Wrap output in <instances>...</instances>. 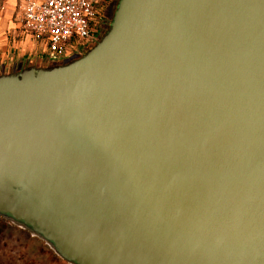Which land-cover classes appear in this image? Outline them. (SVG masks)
Segmentation results:
<instances>
[{
	"label": "water",
	"instance_id": "water-1",
	"mask_svg": "<svg viewBox=\"0 0 264 264\" xmlns=\"http://www.w3.org/2000/svg\"><path fill=\"white\" fill-rule=\"evenodd\" d=\"M0 215L70 264H264V0H119L1 74Z\"/></svg>",
	"mask_w": 264,
	"mask_h": 264
},
{
	"label": "built area",
	"instance_id": "built-area-1",
	"mask_svg": "<svg viewBox=\"0 0 264 264\" xmlns=\"http://www.w3.org/2000/svg\"><path fill=\"white\" fill-rule=\"evenodd\" d=\"M113 1L18 0V27L32 41L43 44L52 61L73 59L95 45L99 14Z\"/></svg>",
	"mask_w": 264,
	"mask_h": 264
},
{
	"label": "rangeland",
	"instance_id": "rangeland-1",
	"mask_svg": "<svg viewBox=\"0 0 264 264\" xmlns=\"http://www.w3.org/2000/svg\"><path fill=\"white\" fill-rule=\"evenodd\" d=\"M18 4L13 0H0V27L3 28L17 25L18 22ZM108 31V30H107ZM106 31V32H107ZM105 32V33H106ZM104 33V34H105ZM103 34V35H104ZM102 35V36H103ZM101 36V37H102ZM100 37V39H101ZM99 39V40H100ZM98 40V41H99ZM46 53V48H45ZM46 59L52 61L51 56L47 53L44 56ZM47 65L36 66L33 62H27L21 68L11 70L6 73H13L18 70L28 68L31 66L47 68L56 66ZM0 74V75H1ZM0 264H66L60 259L54 258L52 252L47 246L35 236L22 232L18 228H4L0 224Z\"/></svg>",
	"mask_w": 264,
	"mask_h": 264
},
{
	"label": "crops",
	"instance_id": "crops-1",
	"mask_svg": "<svg viewBox=\"0 0 264 264\" xmlns=\"http://www.w3.org/2000/svg\"><path fill=\"white\" fill-rule=\"evenodd\" d=\"M15 2L18 4V0ZM3 27H0V74L19 69L27 62H33L36 66L52 64L44 57L47 53L45 46L32 41L19 29L18 24Z\"/></svg>",
	"mask_w": 264,
	"mask_h": 264
},
{
	"label": "flooded vegetation",
	"instance_id": "flooded-vegetation-1",
	"mask_svg": "<svg viewBox=\"0 0 264 264\" xmlns=\"http://www.w3.org/2000/svg\"><path fill=\"white\" fill-rule=\"evenodd\" d=\"M119 0H114L113 2L107 4L102 11L99 14V17L101 18V27H100V34L102 35L104 34L105 31L108 30V28L110 27L111 21H112V17L113 14L116 10L117 4H118ZM87 49L84 48L82 49L79 54L85 52ZM0 224L2 229L4 228H8V227H12V228H18L20 229L22 232H28V234L35 236L37 239L41 240L46 246L47 248H49V250L52 252V255L54 256V258L56 259H60L62 260L53 250L52 246L47 243L46 241H44L41 237H39L38 235L33 234L30 230H28L23 224L16 222L12 219L3 217L0 215ZM63 261V260H62ZM65 262V261H64ZM66 264H70L65 262Z\"/></svg>",
	"mask_w": 264,
	"mask_h": 264
},
{
	"label": "trees",
	"instance_id": "trees-1",
	"mask_svg": "<svg viewBox=\"0 0 264 264\" xmlns=\"http://www.w3.org/2000/svg\"><path fill=\"white\" fill-rule=\"evenodd\" d=\"M101 23V22H100ZM109 29V28H108ZM106 32V31H105ZM104 32V33H105ZM103 35V34H102ZM102 35H98V37H97V40H96V42H98V40L100 39V37L102 36ZM87 50H89V48L87 49ZM86 50V51H87ZM80 56L79 55H77V56H75V58H73V59H65V60H63V61H56V62H54V61H51L52 62V64L51 65H54V64H57V65H62V64H66V63H68V62H70V61H72V60H74V59H77V58H79ZM22 70V69H21ZM20 70H18V71H16V72H19ZM13 73H15V72H13Z\"/></svg>",
	"mask_w": 264,
	"mask_h": 264
}]
</instances>
